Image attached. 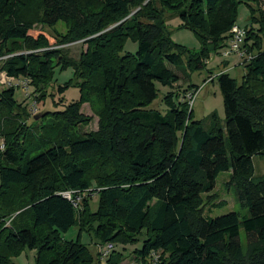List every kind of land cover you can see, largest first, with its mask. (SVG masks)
<instances>
[{
	"label": "trees",
	"instance_id": "16d2710c",
	"mask_svg": "<svg viewBox=\"0 0 264 264\" xmlns=\"http://www.w3.org/2000/svg\"><path fill=\"white\" fill-rule=\"evenodd\" d=\"M251 1L244 49L252 58L240 82L225 73L217 77L225 120L213 114L205 122L194 119L187 99L198 88L169 93L163 114L151 108L155 83L172 88L178 81L169 65L204 69L230 39L237 0H0V74L39 91L55 67L75 72L80 100L37 117L76 127L89 121L81 106L91 96L103 104L98 130L84 137L36 142L21 135L23 146L12 142L21 136L6 135L0 264H13L26 251H36L34 264H92L86 246L60 237L74 226L102 247L140 242L135 258L141 264L153 253L160 255L157 264H264V176L255 177L253 164L255 156L264 161V0ZM166 12L195 34L199 52L172 42ZM58 23L67 31L54 43L31 33ZM128 40L138 44L135 55L124 53ZM78 42L87 50L78 60L67 57L65 47ZM15 92L14 86L0 92V117L17 122L19 112L29 115ZM229 171L235 200L250 215L206 217L203 196ZM65 192L79 199L78 207ZM91 196L98 197L96 210ZM122 258L114 251L105 263Z\"/></svg>",
	"mask_w": 264,
	"mask_h": 264
},
{
	"label": "rangeland",
	"instance_id": "374dc122",
	"mask_svg": "<svg viewBox=\"0 0 264 264\" xmlns=\"http://www.w3.org/2000/svg\"><path fill=\"white\" fill-rule=\"evenodd\" d=\"M237 1L239 2V6L236 26L242 31H249L251 28V8H254L255 4L251 0ZM165 26L173 43L183 47L190 53H197L201 50V43L198 38L192 31L182 26L181 20L175 12H166ZM253 27L257 29V26ZM66 31L64 24L58 23L53 28L37 25L31 33L35 37L43 34L48 38L49 42L54 43L56 40L55 37L64 35ZM65 48L67 49V57L74 60H78L81 53L87 50V46L82 42L67 45ZM137 50V43L131 40L126 42L124 53L135 55ZM186 58L187 57L183 58L184 62H186ZM244 63L245 61H241L236 54L229 52L228 41L224 43V47L221 48L218 53L210 55L201 72H190L186 64L179 68L169 65V68L178 76V81L172 88L162 86L156 82L155 86L158 91V97L151 108L164 114L167 110L164 99L169 93L177 91L183 92L188 88L194 87L198 88V93L193 104L188 100L189 106H191L193 110L194 119L208 122L209 118L215 114L224 122V101L217 82V77L225 73L234 80L240 82L244 73ZM77 84L73 67H68L66 69H62L58 66L55 67L51 76V82L48 86L40 87L39 91H35V89L23 78L8 79L4 73L0 74V92L14 86L16 88V101L27 109L29 115L20 117L21 112H19L17 122L8 121V118L6 119L4 115L0 117V167L5 165L2 158L3 149H1V147L6 145L7 134H11V138L21 135L24 137L33 135L36 141L40 138H42V140L51 139L57 137L59 134L62 139L72 135L84 137L98 130L103 104L102 100L95 95L90 97L89 102L81 106V113L89 120L86 124L70 127L64 123L61 125L58 123V125L54 126L55 122L53 120H55V116H49L46 119L37 117V115L45 112H62L72 103L79 101L81 98V91ZM60 88H63V91L60 92ZM22 136L21 138L17 137V139H12V142L15 144L18 140L19 143L24 146L25 142ZM253 164L255 177L259 178L264 176V161L258 156H255ZM231 174L232 171L221 173L216 179L214 191L209 195L203 196V209L206 217L216 218L228 213H237L242 220L249 217V210L243 208L235 200V189L229 184ZM90 203L91 209L96 210L98 197L91 196ZM60 237L63 242H79L86 246L89 252L94 256L92 264H106L105 261L99 260L98 258L102 246L96 244L92 235L85 232L80 233L78 226L72 227L66 233L61 234ZM241 238L242 244L245 245L243 233H241ZM114 246L116 254H121L123 257L122 262H120L121 264H141L135 258V252L142 247L140 242L125 247L120 244ZM36 255V251H26L15 258L13 264H34ZM156 256L158 259L160 255ZM156 262L154 258H151L148 264H156Z\"/></svg>",
	"mask_w": 264,
	"mask_h": 264
},
{
	"label": "built area",
	"instance_id": "2783aa9c",
	"mask_svg": "<svg viewBox=\"0 0 264 264\" xmlns=\"http://www.w3.org/2000/svg\"><path fill=\"white\" fill-rule=\"evenodd\" d=\"M245 38H246V33L245 31L240 30L237 26H234L233 29L230 32V39H229V52L234 53L238 56V58L241 61H249L251 60L252 56L247 55L245 49H244V44H245ZM198 93V90L196 92H190L187 95L188 100L193 104L194 99ZM3 149V147H1ZM62 196L65 197L67 200L72 201L75 207H78L79 204V199L76 201H73L72 193L71 192H65L62 193ZM115 246L114 244H106L100 249V259L102 261H107L111 254L114 252ZM157 253H153L151 255L152 258L155 259L156 264L158 263L159 258L157 259Z\"/></svg>",
	"mask_w": 264,
	"mask_h": 264
},
{
	"label": "crops",
	"instance_id": "0c3cea01",
	"mask_svg": "<svg viewBox=\"0 0 264 264\" xmlns=\"http://www.w3.org/2000/svg\"><path fill=\"white\" fill-rule=\"evenodd\" d=\"M240 62V61H239ZM213 81V80H212Z\"/></svg>",
	"mask_w": 264,
	"mask_h": 264
}]
</instances>
